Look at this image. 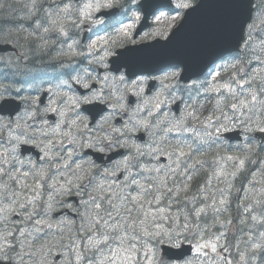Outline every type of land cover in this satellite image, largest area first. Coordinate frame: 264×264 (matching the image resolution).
<instances>
[{
  "label": "snow or ice",
  "instance_id": "obj_1",
  "mask_svg": "<svg viewBox=\"0 0 264 264\" xmlns=\"http://www.w3.org/2000/svg\"><path fill=\"white\" fill-rule=\"evenodd\" d=\"M77 2L78 0H28V3L24 5L27 12L19 19L29 22V27L25 28L23 25H18L15 28H9L7 35L21 33L28 43H36L37 48L42 49L48 45L51 36L55 35L57 39L68 36L66 28L69 25L75 27L78 19L89 17L100 8L112 7L110 2L102 3L100 0H95V2L89 0V2L80 6H77ZM175 7L177 10L189 9L192 7V3L191 0H181ZM222 7L229 10L224 26V38L227 39L237 26L240 35L234 48L228 49L230 59L226 63L222 62L218 70H215L216 66L214 65V72L209 73L211 83L206 91L223 93L228 101L227 107L232 112L231 116L222 112L220 117H216V124H218V127L215 128L216 139H220L224 133L233 131L236 132L237 136L241 130L248 133L258 129L259 132L264 133V127H259L252 119V116H259L260 123L264 124V0H258V2L257 0H223ZM161 15L163 16L164 13H161ZM177 15H179V12H177ZM173 18L175 19V17ZM16 20V17L0 16V33L4 32L5 24H13ZM16 39L19 41L20 36H16ZM51 43L55 44L56 40L52 39ZM71 47L72 45H69V48ZM257 47L260 54H256L255 49ZM221 60L223 61L224 58L221 57ZM253 61L256 67L249 71V66L252 65ZM115 71L120 72V68L117 67ZM171 75L176 76L177 73L173 72ZM107 79L108 77L105 76L104 80ZM115 79L119 84L131 83L134 86L144 82V77L133 74L132 78L129 79L127 73L121 74ZM204 83H208V81ZM83 87L91 93V99L88 96L76 98L72 100V105L74 108L79 107L81 103L95 102L103 105L97 113L99 120L97 121L96 117H93V122L96 123V132L99 134L94 133L90 137V142L86 144H81L80 141L76 140L71 131L64 132L63 136L65 138L72 137L71 143L73 145L86 146L99 153L111 152L114 147H128L126 143L121 144V138L125 136L126 132H131L133 129L129 128L127 124L122 128H116L107 123L118 108L123 109L124 106L120 103L123 97L113 96L111 89H109V95L106 97L103 87L94 90L92 85L88 83H84ZM116 91H119V89ZM19 93V89L16 90L15 95L12 94L10 89L0 90V130L8 129L7 138L0 135V149H2L0 151V199L19 196L17 191L9 192L10 185L28 188L29 186L24 181L29 178L35 180V184L30 190L35 192L36 195L27 200L25 204L20 205L21 208H25L29 204L33 205V210L25 217L30 220L37 215V201L40 199L45 187L50 192L48 201L43 206V213L51 214L53 211L59 212L65 206L74 208L72 204H67L64 198L73 195V187L77 189L76 195L80 196L82 192L81 184L83 188H87L89 184L93 183L95 176L92 175L91 171H83L81 175H76L77 172H82L83 168L78 163L75 165L73 175L75 180L81 183L74 184L72 180H68L67 184L71 186L65 187L58 178L50 175L55 170L56 173L63 176L64 173L60 172V168L70 170L71 165L58 151H53L57 143L60 142L48 139L47 133L38 131L34 125L27 124L25 116L32 117L35 116V113H20L15 110L19 107L16 101ZM112 100H115L116 103H112ZM109 109H111V112L108 115L102 114L108 112ZM5 110H7L9 116L6 122L3 120L2 115ZM48 110L45 108V111ZM50 110L52 112L57 111L56 108ZM187 116L192 117L193 113H187ZM184 119L185 117H181L178 123ZM77 120H81L79 114H77ZM77 120L72 121V124L68 127L75 126ZM209 125L211 126V118H209ZM57 127H60V125L58 124ZM87 127V124H85V129ZM171 130L169 129V131ZM183 130L190 131L188 128H183ZM79 131L83 135V130ZM113 134H117V136L114 137ZM41 136L44 139H40ZM197 136L200 143L195 145L178 142L177 148L180 149L178 159L181 157L191 158L194 153L201 151L203 144L206 143L205 137L208 139L213 138V134L207 131H205L204 136H200L199 133H197ZM228 139H231V137H228ZM245 139L250 140L247 136ZM33 147L38 148L39 152L43 153L42 155L38 154V160L24 156V153H30ZM185 147L188 149L187 152L183 151ZM242 148L249 150L252 145L251 143L245 144ZM137 151L139 152L138 149ZM74 154V152L67 153L68 160H71ZM140 154L142 155V153ZM226 159L227 161L239 160L237 173L232 175L235 176L244 169L245 161L243 159L234 156H228ZM56 161L60 162L56 163ZM132 163L131 156H128L123 161H117L111 167L119 169L120 165L123 164L124 169L127 171ZM196 163L201 162L197 161ZM261 163H264V161H261ZM137 167L139 166L137 165ZM188 167L191 168L194 165ZM90 168L95 169L98 174L115 175V171H110L107 167L101 171L94 162L90 163ZM130 175L131 173L128 172L124 177L125 187L135 185L138 192L137 195L129 194L126 197H121L123 210L113 204L111 199L106 201L111 210L105 209L95 196H89L88 200L78 201L85 211H81L79 207L74 208V211L81 219L87 221V227L84 237L86 240L84 250L77 253V261L83 262V264H192V260L186 258L187 254L192 252V246L189 245L187 253H185L182 250V238L183 240L189 238L190 228H200L199 218L202 214L207 215L210 206L205 205L204 207L191 209L189 213L183 214L184 222L180 226V231H176L174 227L165 230L160 223H157V220L160 219V213L164 210L157 209L153 213L145 207L146 204L159 203L162 196L155 195L151 200L145 201L144 197L153 191V186L144 187L136 179H129ZM214 175L222 176L226 173L221 170L214 173ZM5 178L7 179L5 180ZM188 178L191 179V177ZM50 180L51 183H49ZM96 187L99 188L100 186L97 185ZM156 187L159 188V185ZM172 193L173 189L168 188L164 195ZM261 193L264 195V189L261 190ZM175 195L179 196V192H176ZM56 197H60V199ZM99 199L104 201L106 198L101 196ZM185 199L187 200V197ZM12 202L15 203V201ZM220 203L223 205L227 201L222 199ZM255 204L261 206L259 218L252 215L251 219L264 226V199L255 201ZM252 210L247 206L244 208L245 212H251ZM215 211H219V209H215ZM163 219L172 220L169 216H164ZM179 220L180 217L177 216V223ZM193 220L197 222L193 224ZM36 223L45 222L37 220ZM48 227L50 228L51 225L49 224ZM13 231L8 230V224H5L3 230H0V264H23L24 257L27 255L23 252L24 242L18 237H14ZM259 236L264 237V231H261ZM165 238L168 241L167 247L174 248L177 251H165ZM216 239L218 241L219 237ZM157 245H160V247L157 248ZM204 249H210L212 253H216L217 243L207 241L203 244H196L195 251L198 256L208 255L207 252H204ZM251 250L254 257H256L257 252L264 253V240L260 243H253ZM224 251H228V249L224 248ZM258 258L264 261V255H260ZM240 259L245 260L243 253H241Z\"/></svg>",
  "mask_w": 264,
  "mask_h": 264
},
{
  "label": "flooded vegetation",
  "instance_id": "obj_2",
  "mask_svg": "<svg viewBox=\"0 0 264 264\" xmlns=\"http://www.w3.org/2000/svg\"><path fill=\"white\" fill-rule=\"evenodd\" d=\"M26 12H20L17 20L12 24V28L18 25H23L25 28L29 27V22L19 19ZM16 36H20L19 41H17ZM11 37L17 43L25 40L21 33H14ZM56 46L59 50H62V86L52 91L51 97L36 94L21 99L19 96L21 106L17 112L35 113V116L32 117L25 116L27 124L34 125L38 131L47 133L48 139L60 142L57 143L53 151H58L71 165V168L70 170H65L61 167L60 172L64 173L63 176H60L55 170L50 175L58 178L65 187L71 186L67 184L68 180H72L74 184L81 183L75 180V176L73 175L75 165L78 163L83 168L82 172H77L76 175H81L83 171H91L92 175L95 176V180L87 188H83L81 184L82 192L80 196L76 195L77 189L73 187V195L64 198L67 204H72L74 208L79 207L81 211H85L82 205H75V201L70 200V198L77 196L80 201L88 200L89 196H95L105 209L111 210L106 202L107 199H111L113 204H116L123 210L121 197H126L129 194L137 195L138 192L135 185L125 187L124 177L128 172L131 173L129 179H136L144 187H148V185L153 186V191L144 197L145 201L151 200L153 193L163 190L165 186L169 187L172 185H174L173 191L179 192V196L175 194L171 195L170 199L173 202L179 198L186 197L184 195L189 197V186L187 184L190 181L188 177L192 167L188 166L194 164L195 157L193 154L191 158L181 157L178 159L180 149L177 148V144L178 142L192 145L200 143L197 132L194 130L195 120L199 121L197 129L200 131L205 129V122L209 123V118L214 120L213 125L218 126L216 124V117H220L221 113L214 112L210 115V105L226 104L227 100L223 93L206 91L211 83L209 73L214 72V68L201 78L193 79L188 83L180 81V69L178 67H170L154 74H135L144 77V82L139 85L134 86L131 83L119 84L115 78L124 74V71L116 73L110 70L107 64V47L101 50L98 48L86 49L75 55L74 52L70 51L69 55H67L65 40L58 41ZM31 48L30 62L34 70L30 73L29 84L31 87H36L44 78L45 74L43 70L45 66L54 62L56 58H52L49 44L38 52H36V43H33ZM255 51L257 53V50ZM252 66L253 68L256 67L254 61ZM218 69L219 66H216L215 70ZM173 72L177 73V75L172 76ZM68 73L72 79L71 81L67 79ZM132 75H129V79L132 78ZM105 76L108 77L106 81L104 80ZM201 80L202 82H200ZM205 81H208V83H204ZM74 83H78L79 86H73ZM84 83L92 85L94 90L103 87L106 97L109 95V89L112 90L113 96L123 97L120 101L124 106L123 109L118 108L107 123L116 128H122L127 124L129 128L133 129L131 132H126L125 136L121 138V144L126 143L128 147H114L111 152L99 153L86 146L78 147L73 145L71 143L72 137L65 138L63 136L64 132L71 131L76 140L80 141L81 144H86L90 142V137L94 133L99 134L96 132V123L93 122V117H96L97 121L99 120L97 113L103 105L95 102L81 103L76 108L72 105V100L76 98L88 96L91 99V93L83 87ZM117 89L119 91H116ZM61 96L62 99L58 100ZM178 102L179 104L176 107L175 105ZM112 103H116V101L112 100ZM45 108L49 110L45 111ZM52 108H56L57 111L52 112L50 110ZM109 112H111V109L102 114L108 115ZM187 113H193V116L188 117ZM77 114H79L81 120H77ZM2 115L3 120L6 122L9 118L8 114ZM181 117H185V119L178 123ZM74 120H77V124L69 128L68 126ZM58 124L60 127H57ZM85 124L88 126L87 129H85ZM183 128H188L190 131H184ZM169 129L172 130L169 131ZM79 130H83V135L80 134ZM0 135L7 138L8 129L4 128L0 130ZM199 135L201 136V134ZM113 136L116 137L117 134H113ZM39 138L44 139L42 136ZM203 148L204 144L202 150ZM183 151L187 152L188 149L185 147ZM69 152L75 153L71 160H68L67 157V153ZM38 154L42 155L43 153H40L38 148L33 147L31 148V152H25L24 156L38 160ZM128 156H131L133 163L129 165L127 171L124 169L123 164L120 165L119 169L111 167L117 161H123ZM109 157L111 159H108ZM59 162L56 161V163ZM91 162L98 165L101 171L106 167L110 171H115V175L98 174L95 169L90 168ZM51 182L50 180L49 183ZM24 183L29 187L9 186V192L17 191L19 196L0 199V230H3L4 225L8 224V230H14L13 234L19 232L25 235L33 231L35 234L41 235L40 238L52 241L53 243H59V246L62 247V261L67 264L68 252L71 254L73 250L86 242L84 237L86 235L87 221L81 219L76 211H74V208H68L67 206L60 209V211L68 209V211L63 212L61 215L55 216V213H58L56 211H53L51 214H44L43 206L48 201V194L50 192L47 187L43 189L40 199L37 201V215L33 216L30 220L26 219L25 217L33 210V205H26L25 208H21L20 205L25 204L36 193L30 190L35 184V180L29 178ZM252 183L255 184L253 192H249L248 198L250 200L244 201V206L240 202L245 189L241 190L239 195H237V190L227 189L223 195V198L226 195H229L230 198L229 203L221 204L223 209L219 217L221 223V243L219 244L221 264H229V262L230 264H264V261L258 258L260 255H264V253L257 252L256 257H254L251 250L253 243H260L264 240V237L259 236V233L264 231V226L257 224L251 219L252 215H256L259 218L261 206H257L255 201L264 199V195L261 193V190L264 189V180H253ZM230 184L231 180H222L223 187ZM97 185L100 187L97 188ZM157 185H159V188L156 187ZM101 196H104L106 199L101 201L99 199ZM56 198L60 199V197ZM12 201H15V203ZM246 206L253 210L245 212L244 208ZM37 220H43L45 223L37 224ZM49 224L51 225L50 228L48 227ZM237 230L238 239L240 238L239 235L251 232L249 236V239L250 237L251 239L248 240L250 242L243 243L241 238V242L232 246L230 240ZM193 232L194 229L190 228L188 234ZM37 240L38 238L35 239V241ZM79 240H83L84 242L78 243L77 247H75V244ZM188 240L189 238L186 241H182L191 242ZM224 248H227L228 251H224ZM241 253L245 255V260L243 261L240 259Z\"/></svg>",
  "mask_w": 264,
  "mask_h": 264
},
{
  "label": "water",
  "instance_id": "obj_3",
  "mask_svg": "<svg viewBox=\"0 0 264 264\" xmlns=\"http://www.w3.org/2000/svg\"><path fill=\"white\" fill-rule=\"evenodd\" d=\"M223 0H202L196 7L188 11L181 24L174 30L172 35L166 41H155L153 46L155 50H161L162 58L167 59V53L171 51L173 62L181 63L184 66V76L196 75L201 72L200 69H206L214 58L228 49L234 48L239 41V27L237 26L227 39L223 32L214 33L210 36L202 34V27L222 23L223 25L229 15V10L222 7ZM193 34V46L189 52L185 51V45L179 41L182 35L190 32ZM11 45H0V50H10ZM218 58L215 59L218 60ZM190 244L182 245V250L187 253ZM192 246V245H191ZM165 251L175 252L174 248L165 246ZM192 253V252H191ZM189 255V254H187ZM60 255L55 257L58 260Z\"/></svg>",
  "mask_w": 264,
  "mask_h": 264
},
{
  "label": "trees",
  "instance_id": "obj_4",
  "mask_svg": "<svg viewBox=\"0 0 264 264\" xmlns=\"http://www.w3.org/2000/svg\"><path fill=\"white\" fill-rule=\"evenodd\" d=\"M258 2V0H257ZM27 3L26 0H0V16L2 17H16L20 14L21 11H27V9L24 7V5ZM9 26L10 28L12 27V24H5L4 25V29ZM3 40H7L10 42H14V39L11 37H1ZM16 44H19L17 42H15ZM259 53V52H258ZM69 54V53H68ZM1 75L3 76H9V71H0ZM191 184V183H190ZM174 185L172 186H165L163 188V190L153 193L152 198L155 195H161L162 193L165 194L167 192L168 188H173ZM219 188V187H218ZM215 191L214 189L209 191V192H205L204 190H190L189 189V193L191 194L190 198L187 197L186 199H182L179 200V202H184L181 206H179L180 208L178 209V206L174 205L173 207L170 208V212L167 213V216L171 217L172 220L169 221L167 219H163V215H160V219L157 220V223H162L164 221H166L168 228H175L176 231H179L180 226L181 225H176L175 224V219L177 216H183V214L189 213L191 209H195L196 207L199 208V205H208L210 206L207 210V215H201V217L199 218V224H200V228L199 229H194V235H193V239L197 238V233L200 229H207L208 233H215L218 232L221 226L219 217L222 213V205L221 203H219L221 201L220 199V194H222V192L225 190V188L220 189V191L218 190ZM176 192L173 191L172 194H175ZM172 194H168L169 197L171 198ZM169 199V198H168ZM250 200V198H248ZM170 200V199H169ZM191 201V202H190ZM169 203H172L171 200ZM240 204H242L244 206V202L241 201ZM215 209H219V211H215ZM156 211H153V213H155ZM176 216V217H175ZM197 221L193 220L192 223L195 224ZM251 235V232L248 233H243L240 236V238L238 239V230L236 233L233 234L232 239L230 240V242L232 243V246H234L236 243L241 242V238L243 240V243H247L250 242L248 240L249 236ZM56 251L58 252H62L59 249H56ZM84 250V249H83ZM36 251V252H35ZM40 251L39 247H34L33 250V261L35 262L37 260V255H35V253H38ZM27 257H30V255H28Z\"/></svg>",
  "mask_w": 264,
  "mask_h": 264
},
{
  "label": "rangeland",
  "instance_id": "obj_5",
  "mask_svg": "<svg viewBox=\"0 0 264 264\" xmlns=\"http://www.w3.org/2000/svg\"><path fill=\"white\" fill-rule=\"evenodd\" d=\"M42 49H44V48H42ZM40 50L41 49L37 48L36 52H38ZM228 175H229L228 171L226 170V177H228ZM160 181H162V180H160ZM184 196L188 197L187 195H184ZM168 198L170 199L169 195H163L162 196L161 205H162V209L164 210V212H162L163 216H167V213L170 212V208L173 207L174 205L178 206V209H179L180 208L179 206H181L184 203V202H179V200L185 199V197L179 198L174 202L172 201V199H170L172 203H169L170 200ZM188 198H190V197H188ZM179 217L183 218V216H179ZM174 222L177 226L178 225L182 226L184 221H183V219H180L179 222L177 223V221L175 219ZM162 227L165 230L169 229L166 221H164L162 223ZM179 231H180V229H179ZM36 232H37V230H36ZM13 235L15 237H18L20 240H22L24 242L23 252L26 253L27 255H25V257H24L23 264H55V262H54L55 259H53V255H55V253H56V250H55L56 244L55 243L50 242V241H35V239L38 238V235L35 234L33 231H30L27 236H25L24 234H21V233H14ZM217 237H219L218 234H210L209 235L206 233H200L199 235H197V242L200 244H203L207 241H212V242L217 243V252L216 253L210 252L207 256L211 255V257H203V255H202L200 258L199 257L194 258V259L191 258L192 264H219L218 254H220V253L218 251V247H219L220 238L217 241V239H216ZM80 242H84V241L79 240L75 244V247H77L78 243H80ZM84 243H86V242H84ZM35 246L39 247L40 251L38 253H35V255H37V260L34 262L33 258H32L33 257L32 254H33V250H34ZM206 251H207V249L204 250V252H206ZM78 252H83V245H81L77 249L73 250V252H72L73 255H71L68 252V258L66 259V263L67 264H83V262L77 261V253ZM28 255H30V257H27ZM57 264H65V262H63L62 258H61Z\"/></svg>",
  "mask_w": 264,
  "mask_h": 264
},
{
  "label": "bare ground",
  "instance_id": "obj_6",
  "mask_svg": "<svg viewBox=\"0 0 264 264\" xmlns=\"http://www.w3.org/2000/svg\"><path fill=\"white\" fill-rule=\"evenodd\" d=\"M26 1H27V0H26ZM9 28H10V27L7 26V27L4 29V32H3V33H0V37H11V36L7 35V31H8ZM11 28H12V27H11ZM11 38H12V37H11ZM256 54H259L258 51H257Z\"/></svg>",
  "mask_w": 264,
  "mask_h": 264
}]
</instances>
